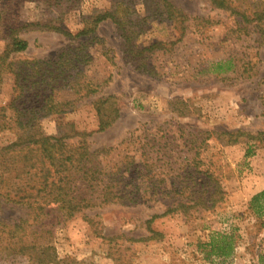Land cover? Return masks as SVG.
<instances>
[{"label":"rangeland","instance_id":"rangeland-1","mask_svg":"<svg viewBox=\"0 0 264 264\" xmlns=\"http://www.w3.org/2000/svg\"><path fill=\"white\" fill-rule=\"evenodd\" d=\"M74 1L71 9L63 13L48 9L42 0H0V7L7 3L3 17L12 14V23L51 21L52 25L74 34L82 27V17L108 9L113 0ZM128 1L143 15L142 0ZM167 1L191 18L225 19L224 14L211 10L205 0ZM150 24L136 45L167 43L165 50L149 53L146 60L147 68L158 72L156 77L144 75L130 64L114 26L104 23L97 30L102 45L90 47L93 59L89 70L108 77V84L98 95L83 101L77 110L45 118L40 123L47 135H54L57 124L65 122H73L78 130L93 132L88 138L91 148H113L102 159L106 168L120 166L122 156L133 157L128 158L133 162L131 175L140 183L137 190L144 193L146 202L86 211L94 224L78 216L57 226L55 250L61 258L76 257L77 264H264V196L251 202L253 196L264 191V145L250 147L244 139L224 145L215 135L206 136L213 131L256 134L263 130L260 95L264 87V46L251 40L222 41L225 33L222 25L210 26L200 37L189 33L176 42L178 34L171 25ZM1 36L0 50L4 44ZM18 37L28 44L27 50L18 56L20 59L55 58L69 42L58 32L36 28L20 31ZM242 53L255 63V75L252 73L249 78L234 80L226 74L227 79L222 81L221 77L199 72L211 61L237 58ZM11 92V81L6 78L1 87L0 106L10 100ZM110 95L116 98L120 116L108 129L96 133L97 118L91 102ZM175 99L184 104H167ZM10 140L8 133L0 134V144ZM202 140L205 141L198 154L209 160L214 170L212 176L220 183L223 193L220 202L207 210L198 206L186 214L177 212L155 219L150 227L162 235L158 240L128 243L116 238L109 245L98 241L97 232L110 236L124 234L133 239L148 236L144 222L152 214L162 213L164 203L171 197L169 193L186 188L176 184L183 176L192 178L190 182L195 184L188 186L193 191L209 192L207 179L194 173L190 165L195 158L194 142ZM160 180H164L163 184ZM172 181L175 183L171 185ZM166 194L170 196L165 197ZM220 236L230 238L232 250L227 256L211 253L210 240L216 245L221 242ZM84 258L88 259L86 263L82 262Z\"/></svg>","mask_w":264,"mask_h":264},{"label":"trees","instance_id":"trees-1","mask_svg":"<svg viewBox=\"0 0 264 264\" xmlns=\"http://www.w3.org/2000/svg\"><path fill=\"white\" fill-rule=\"evenodd\" d=\"M48 9L63 13L69 11L74 0H42ZM210 9L225 19L214 17H188L183 11L167 0H142L143 15L128 0H113L106 10H96L81 19L82 27L72 34L47 23H12L13 15L3 17L7 3L0 7V34L4 41L0 50V93L6 78L11 81V97L0 106V134L8 133L11 140L0 144V262L5 264H77L76 257H59L53 245L57 226L70 220L86 216L88 210L108 205L124 207L146 202L140 183L131 175L127 155L121 157L120 166L106 168L102 159L113 148H91L88 138L93 132L78 130L73 122L58 123L56 133L47 135L41 128V121L48 117H60L77 110L85 100L95 97L108 84L109 78L91 73L90 47L101 44L97 30L104 23H111L120 40L123 55L130 64L144 75L156 77L158 72L147 68L149 53L165 50L167 43L155 41L148 47H138V39L148 32L151 22L171 25L177 32L176 42L182 41L189 33L198 37L213 25L225 27V42L246 40L264 46V0H205ZM190 24V25H189ZM194 27V29H191ZM36 28L62 34L68 44L55 58L20 59L28 44L18 37L20 31ZM190 29L192 30L190 32ZM189 31V32H188ZM175 43V42H174ZM102 45V44H101ZM104 54V53H103ZM106 59L112 62L111 57ZM255 63L244 53L240 57L211 61L199 72L209 73L226 80H244L255 75ZM264 82V79H263ZM262 115L264 122V87L261 90ZM181 99L167 101V104ZM97 118L96 133L108 129L120 116L116 98L112 95L99 97L91 102ZM224 145H234L245 140L250 147L264 145V128L256 134L242 131H213ZM140 136H137L139 138ZM194 142L195 158L190 165L194 173L208 181L209 192L193 191L188 185L192 178L181 177L177 186L184 190L166 194L161 214H152L145 222L148 234L145 238L133 239L123 235H103L97 232L98 241L111 244L114 239L124 242L158 240L162 235L150 225L166 215L201 207L210 209L222 200V188L213 178L209 160L199 157L200 147ZM199 153V154H198ZM247 152V154H249ZM200 158V160H197ZM203 158V159H202ZM192 172V174H194ZM141 179V178H139ZM163 184L164 180L159 183ZM175 181L171 182V185ZM157 196L156 194H153ZM264 196V191L251 198V202ZM209 204V206H208ZM13 211V214H6ZM221 242L210 240L211 253L227 256L232 250L230 238L220 236ZM88 261L83 259V263Z\"/></svg>","mask_w":264,"mask_h":264}]
</instances>
